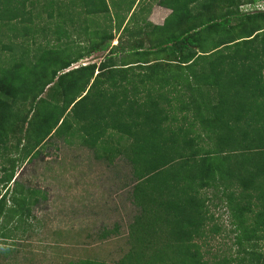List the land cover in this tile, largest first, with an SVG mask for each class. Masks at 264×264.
<instances>
[{
	"label": "trees",
	"instance_id": "trees-1",
	"mask_svg": "<svg viewBox=\"0 0 264 264\" xmlns=\"http://www.w3.org/2000/svg\"><path fill=\"white\" fill-rule=\"evenodd\" d=\"M42 1L0 0V239L33 228L45 197L15 180L17 162L73 137L95 158L128 163L135 213L119 256L59 264H264V9L156 0L170 13L154 25L137 10L124 22L133 0H74L88 22L80 28L94 32L75 42L57 21L34 22L57 15ZM48 33L54 43H36ZM96 52L98 63L71 66ZM216 236L228 241L215 246Z\"/></svg>",
	"mask_w": 264,
	"mask_h": 264
},
{
	"label": "rangeland",
	"instance_id": "rangeland-1",
	"mask_svg": "<svg viewBox=\"0 0 264 264\" xmlns=\"http://www.w3.org/2000/svg\"><path fill=\"white\" fill-rule=\"evenodd\" d=\"M61 2L54 0L53 10L57 15L53 19L41 11L34 22L39 26L48 23L51 27L49 23L57 21L59 27H54L57 34L66 30L70 32L66 38L72 36L75 42L79 36L94 34L85 33L83 27L80 28L81 24L88 22H84L85 17L80 12L83 14L85 11H80V7L73 4L74 0ZM41 3L42 0L40 7ZM255 6L252 9H264V0H256ZM152 8L154 16L163 18L165 13L161 9ZM65 14L66 18L63 17ZM68 15L74 18L72 30L63 21L69 19ZM93 16L87 17L91 20ZM53 37L49 33L46 34L47 39L36 35L35 41L44 45L47 40L50 45L54 43ZM1 40L6 41L5 38ZM73 49L76 47L68 48V51ZM7 53L6 49L0 50L1 57ZM102 56L103 53L96 52L76 62L74 67L80 63H98ZM14 177L20 185L40 190L45 197L32 206L33 228L19 239H0V248L9 249L7 254L0 255V264H59L68 259L92 258L94 255L97 259L101 255L110 259L119 256L118 247L123 243L127 225L135 213L130 202V167L124 159L119 157L107 163L103 158H95L90 149L76 143L73 137L68 142L51 137L38 156L17 162ZM215 213L220 216L218 222L225 224L224 210L218 208ZM114 226L117 231L113 238L103 242L94 239L102 228ZM223 241L228 239L216 236L212 244L222 245Z\"/></svg>",
	"mask_w": 264,
	"mask_h": 264
},
{
	"label": "crops",
	"instance_id": "crops-1",
	"mask_svg": "<svg viewBox=\"0 0 264 264\" xmlns=\"http://www.w3.org/2000/svg\"><path fill=\"white\" fill-rule=\"evenodd\" d=\"M108 1L109 0H106V2H108ZM142 4L145 7H144V9L139 11L138 6H140ZM153 6L159 8V10L161 9L160 11L165 13L163 18H157L156 14L154 16L153 8H152ZM136 10L138 11L137 15L139 13L138 20H140L141 18H143L142 16H144L146 21H148V22H150V23H152L154 25H161L163 23V21L165 20V18L170 13V9L169 8L159 5L156 0H133L132 8L129 11V13L126 14V18L124 19V22L128 19V17L130 16L131 12L132 11H136ZM112 20H115L114 17H112ZM114 34H115V38L111 41V44H116L117 43V37H118L119 31H117V32L115 31ZM71 66L74 67V64H72Z\"/></svg>",
	"mask_w": 264,
	"mask_h": 264
},
{
	"label": "built area",
	"instance_id": "built-area-1",
	"mask_svg": "<svg viewBox=\"0 0 264 264\" xmlns=\"http://www.w3.org/2000/svg\"><path fill=\"white\" fill-rule=\"evenodd\" d=\"M255 4H256V3H255ZM255 4H254L251 8H250L249 6H247V5H246V6H243V8H244V10H247L248 8H249L248 10H251L253 7H256ZM258 5H259V4H258Z\"/></svg>",
	"mask_w": 264,
	"mask_h": 264
}]
</instances>
